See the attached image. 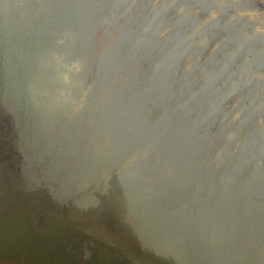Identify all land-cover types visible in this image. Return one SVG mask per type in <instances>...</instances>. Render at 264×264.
<instances>
[{"label": "rangeland", "instance_id": "1", "mask_svg": "<svg viewBox=\"0 0 264 264\" xmlns=\"http://www.w3.org/2000/svg\"><path fill=\"white\" fill-rule=\"evenodd\" d=\"M75 2L86 9L77 25L67 21L74 0H0V65L18 73L30 63L50 122L85 111L100 130L110 107L114 138L139 162L133 195L178 212L202 235L205 260L264 264V0ZM159 125L165 142L153 134ZM127 217L114 227L147 246ZM75 240L89 253L78 264L123 261L114 246Z\"/></svg>", "mask_w": 264, "mask_h": 264}, {"label": "water", "instance_id": "2", "mask_svg": "<svg viewBox=\"0 0 264 264\" xmlns=\"http://www.w3.org/2000/svg\"><path fill=\"white\" fill-rule=\"evenodd\" d=\"M73 11L67 21L77 25L86 9L74 0ZM1 27L0 35L8 38ZM24 65L18 73L12 61L4 68L0 65V108L5 109L0 115L7 121L4 139L8 142L5 168L0 164V172L4 169L8 179L0 184V239L8 242L10 256L21 259L22 264L67 263L79 252L75 238L82 240L88 233L98 238L109 231L112 245L125 243L132 254L151 264H213V260H205L202 235L193 232L178 212L158 205V210L149 209V204L131 192L129 172L139 162H130V149L114 138L110 107L106 112L102 109L100 130L95 122L88 126L85 111L71 113L66 123L61 117L50 122L43 116L41 78H31L30 63ZM161 125L152 127L153 134L165 142ZM102 141L106 142L103 151ZM104 150L109 153L102 155ZM114 153L115 160L111 158ZM86 184L95 190L86 192ZM164 187L174 189L176 185L166 183ZM121 213L134 223L136 237L149 236L147 246L136 245L132 236L114 227ZM49 220L56 222L51 226ZM87 226L94 228L93 233ZM74 228L78 230L73 233ZM69 247L75 256L66 254Z\"/></svg>", "mask_w": 264, "mask_h": 264}, {"label": "flooded vegetation", "instance_id": "3", "mask_svg": "<svg viewBox=\"0 0 264 264\" xmlns=\"http://www.w3.org/2000/svg\"><path fill=\"white\" fill-rule=\"evenodd\" d=\"M4 128V127H3ZM2 129V128H1ZM4 132H5V130L3 129L2 131H0V164L2 165L3 164V166H2V168H5V161L8 159V156H6L5 155V151H6V149H7V143L8 142H6V140L4 139ZM6 146V147H5ZM6 148V149H5ZM1 169V168H0ZM8 181V179L6 178V175H5V170L3 169V171H1L0 172V184L1 185H4L6 182ZM1 187V186H0ZM51 220H49V222H50ZM54 221V220H53ZM52 221V222H53ZM52 222H50V224L52 223ZM55 222L56 221H54L53 222V224H55ZM53 224H51V226L53 225ZM50 226V227H51ZM88 227V231L90 232V233H93V231H92V229H94V228H92V229H90L91 227L90 226H87ZM52 228V227H51ZM2 230H4V227H2L1 228ZM74 231H72L73 233L75 232V231H77L78 229L77 228H74L73 229ZM107 232V234L106 235H103V236H100L99 235V237L97 238V237H95V236H93V235H89V233L88 234H85L84 236H83V238H85V240L84 241H87V242H89V243H93V244H97V245H99V246H101L102 248H104L105 249V247L106 248H108V246H114L115 248V250H116V252L117 253H119L121 256V258H122V260L123 261H121V263H119V264H151V263H149L147 260H144L143 258H140V257H138V256H136V255H134V254H132V252L128 249V246H127V244H125V243H123V244H119L118 246H115V245H112L111 244V238H110V236H108V234L110 235V233H109V231H106ZM88 235V236H87ZM89 237V238H88ZM90 237H92V238H90ZM94 237V238H93ZM110 238V239H109ZM109 240V241H108ZM8 242H6L5 240L3 241L2 239H0V251H2V252H0V256L2 257V256H6V257H10V253H9V245L7 244ZM104 245H105V247H104ZM81 246V245H80ZM79 247V246H78ZM69 252H68V251ZM66 250V254H68V255H74L75 256V252L73 251V249H71V247H69L68 249ZM79 252H80V255H79V257L80 256H82V255H84V259L85 260H89V253L86 251V252H84V254H83V250H79ZM79 252H77V253H79ZM82 254V255H81ZM134 255V256H133ZM13 257V256H12ZM14 257H16V256H14ZM79 257H77V258H74L72 261H70V262H67V263H62V264H78V262H79ZM17 258V257H16ZM53 260H54V258H51V257H49L48 258V261L49 262H53ZM93 261V263L95 262V260H92ZM148 262V263H147ZM23 263V262H22ZM35 264H38V263H35Z\"/></svg>", "mask_w": 264, "mask_h": 264}]
</instances>
